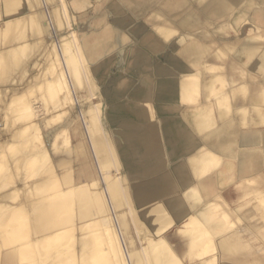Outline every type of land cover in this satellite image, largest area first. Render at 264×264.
Returning <instances> with one entry per match:
<instances>
[{"label":"bare ground","instance_id":"bare-ground-1","mask_svg":"<svg viewBox=\"0 0 264 264\" xmlns=\"http://www.w3.org/2000/svg\"><path fill=\"white\" fill-rule=\"evenodd\" d=\"M228 263L264 264V0H0V264Z\"/></svg>","mask_w":264,"mask_h":264},{"label":"rangeland","instance_id":"rangeland-1","mask_svg":"<svg viewBox=\"0 0 264 264\" xmlns=\"http://www.w3.org/2000/svg\"><path fill=\"white\" fill-rule=\"evenodd\" d=\"M206 1H208V0H206ZM185 7V6H184ZM192 8V7H191ZM247 17H248V15H247ZM246 17V18H247ZM245 19V18H244ZM221 20V21H220ZM223 19L221 18V19H218L217 21L219 22V24H223V21H222ZM217 24V23H216ZM244 24H247V22H246V20H244V21H242V22H240L239 24H237L238 25V27L239 28H241V27H243V25ZM226 31H230L229 33H228V35H222V40H224V41H228V42H231V41H233L234 39H235V37L237 36L235 33H233V32H231V28H229V27H227L226 29H225ZM97 99L96 98H94V101H96ZM260 131L261 130H257V131H255V132H257V133H259L260 134ZM258 134V135H259ZM90 140V139H89ZM93 164H95V165H98V161L96 160V159H93ZM100 173H101V171H100ZM230 184V182H228V183H226L225 185H220V187L218 188V189H215L214 190V192H213V194H212V196H207L206 198H212V197H214L217 193L218 194H220V193H222V192H224L225 191V188L228 186ZM226 207V206H225ZM257 253H255V255H256ZM208 258L209 257H212L213 256V252L212 253H207V255H206ZM226 257H222L221 258V260L222 261H227L228 259L226 258ZM231 262H235V261H231ZM229 264V263H228Z\"/></svg>","mask_w":264,"mask_h":264}]
</instances>
